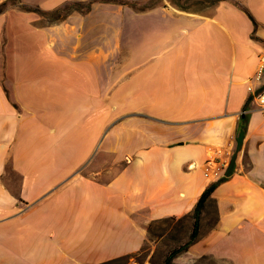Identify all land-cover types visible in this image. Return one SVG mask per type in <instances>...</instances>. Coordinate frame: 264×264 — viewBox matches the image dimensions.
Segmentation results:
<instances>
[{"label":"crops","instance_id":"0c3cea01","mask_svg":"<svg viewBox=\"0 0 264 264\" xmlns=\"http://www.w3.org/2000/svg\"><path fill=\"white\" fill-rule=\"evenodd\" d=\"M207 10L97 1L52 25L22 23L21 35L8 37L0 264L136 254L152 224L190 214L216 183L182 261L264 264V112L247 90L264 51V0ZM216 151L230 164L207 179L201 165Z\"/></svg>","mask_w":264,"mask_h":264},{"label":"rangeland","instance_id":"374dc122","mask_svg":"<svg viewBox=\"0 0 264 264\" xmlns=\"http://www.w3.org/2000/svg\"><path fill=\"white\" fill-rule=\"evenodd\" d=\"M4 1L5 5L2 6L4 7L3 11L0 12V41L2 43V50L0 49V51H3L5 41L8 37H18L21 35L20 29H22V23L28 24V29L33 30L35 29L33 27L48 26L55 22H60L72 13H85L77 9H71L66 15H62L63 13H55L54 10L57 7H61L62 4L64 5L65 2L57 7L47 8L40 7L37 3H34L35 0H0V4ZM209 1L180 0V3L191 10L208 12L207 7L213 6L207 4ZM157 2L158 0H145L143 3L149 5ZM22 5L29 7V9L39 8L44 13L22 10L20 8ZM260 82H264V69L260 74ZM212 219L213 212L211 211L210 222ZM190 229L189 219L170 218L157 221L150 227L148 238L140 252L104 264H162L167 253L187 239ZM182 259V256L178 254L170 264H220L218 260H214L210 256L189 261H182Z\"/></svg>","mask_w":264,"mask_h":264},{"label":"trees","instance_id":"16d2710c","mask_svg":"<svg viewBox=\"0 0 264 264\" xmlns=\"http://www.w3.org/2000/svg\"><path fill=\"white\" fill-rule=\"evenodd\" d=\"M97 1H100V0H85V1L71 0V1H67L64 3V5L62 4L61 7H57L54 10V12L55 13H63L62 15L68 14L71 9H77L78 11L86 12L87 10L90 9L91 5ZM101 1L127 4V5H130L132 7H139V8L149 7V6H152V4H154V3H151L149 5H146L145 3H143L145 0H101ZM171 1L174 5H176L179 8H183V9L187 8L186 6H183L180 3V0H171ZM199 1L206 2L207 0H199ZM219 1L220 0H210L207 4L208 5H215ZM3 5H5V1L0 4V12L3 11V8H4V7H2ZM77 6H79V7H77ZM20 8L22 10H29V11H33V12L44 13L39 8H33V9L30 8L29 9V7H26L24 5H22V7H20ZM241 8H243V7H241ZM249 101H250V97H248V99L246 100V103L243 107L244 110L247 108V104L249 103ZM244 119L246 120L245 115H244ZM241 138H242V136L239 137L238 144L241 142ZM216 185H217V183L211 184L208 187H206L205 190L199 196L194 208L192 209V212L188 215L181 217V219H189L190 220L191 229H190V232L188 234V237L183 243L172 248L167 253L162 264H170L172 262V260L178 254L182 253L183 251H186L188 249V247L197 240L198 235H199L201 215H202L203 209L205 208L207 200L209 199V197H210L212 191L214 190V188L216 187Z\"/></svg>","mask_w":264,"mask_h":264},{"label":"built area","instance_id":"2783aa9c","mask_svg":"<svg viewBox=\"0 0 264 264\" xmlns=\"http://www.w3.org/2000/svg\"><path fill=\"white\" fill-rule=\"evenodd\" d=\"M264 69V51L259 56L258 67L249 80L247 90L252 93L251 99L255 101L259 109L264 112V85L259 89L255 90L251 84V81H260V74ZM218 151L210 152L205 161L202 163L201 168L205 178L207 179H219L222 176V173L227 171L230 162L221 159L218 155ZM228 162V163H227ZM196 166L195 163H191L188 167Z\"/></svg>","mask_w":264,"mask_h":264}]
</instances>
